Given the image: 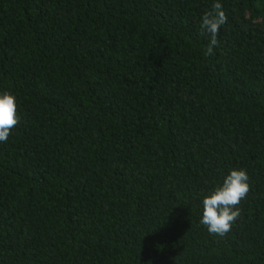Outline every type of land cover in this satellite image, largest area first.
Instances as JSON below:
<instances>
[{"label":"trees","instance_id":"trees-1","mask_svg":"<svg viewBox=\"0 0 264 264\" xmlns=\"http://www.w3.org/2000/svg\"><path fill=\"white\" fill-rule=\"evenodd\" d=\"M0 0V264H264V0ZM250 192L224 237L202 201Z\"/></svg>","mask_w":264,"mask_h":264},{"label":"clouds","instance_id":"clouds-1","mask_svg":"<svg viewBox=\"0 0 264 264\" xmlns=\"http://www.w3.org/2000/svg\"><path fill=\"white\" fill-rule=\"evenodd\" d=\"M227 19L219 0H215L211 10L201 17V33L209 37V44L204 53L206 57L212 55L214 46L219 44V31L227 23ZM19 121L16 97L7 91L0 93V143H7ZM249 192L247 172L243 169L230 171L222 185L204 197L201 225L206 226L209 234L224 237L240 217L241 209L238 206L247 198Z\"/></svg>","mask_w":264,"mask_h":264}]
</instances>
